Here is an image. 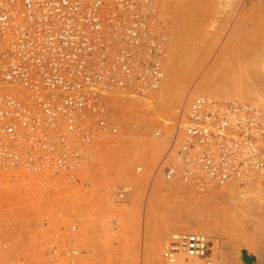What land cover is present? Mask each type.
<instances>
[{"label":"built area","instance_id":"2783aa9c","mask_svg":"<svg viewBox=\"0 0 264 264\" xmlns=\"http://www.w3.org/2000/svg\"><path fill=\"white\" fill-rule=\"evenodd\" d=\"M172 2L0 0V173L75 179L113 130L115 107L131 101L113 93L159 92ZM173 122L155 130L166 152L153 179L205 192L264 178V107L197 96ZM132 193L119 186L114 198ZM161 256L164 264L216 262L211 238L199 232L170 234Z\"/></svg>","mask_w":264,"mask_h":264},{"label":"rangeland","instance_id":"374dc122","mask_svg":"<svg viewBox=\"0 0 264 264\" xmlns=\"http://www.w3.org/2000/svg\"><path fill=\"white\" fill-rule=\"evenodd\" d=\"M187 19L196 26L191 24L185 30ZM168 26L161 89L151 99L123 93L114 96L131 101L115 107L110 121V129L115 131L96 140L75 179L0 173V264H159L156 259L164 241L182 228L211 238L215 264H246L244 252L256 258L255 264H264V178L234 183L236 193H229L231 184L200 193L178 183L167 184L160 177L153 179V170L166 152L164 141L154 136L155 130L171 125L179 106L201 95L242 102L233 94L217 97L206 90L224 88L227 71L257 67L255 62L240 67L226 52L241 48L249 53L251 46L243 48L248 41L258 47V53L264 52V0H175ZM194 32L206 41L200 43L193 58L185 59L188 46L178 45L182 51L177 52L173 45L184 42L181 36L185 33ZM190 42L187 44L196 45ZM171 55L177 56V64ZM137 167L143 168L142 174L136 173ZM123 185L133 188V196L118 203L114 191ZM194 202H202V206ZM195 206L202 209L200 213ZM189 208L200 215L192 212V217ZM198 217L203 223L196 222ZM233 234L243 236L234 239ZM73 250L76 255H70Z\"/></svg>","mask_w":264,"mask_h":264},{"label":"bare ground","instance_id":"6f19581e","mask_svg":"<svg viewBox=\"0 0 264 264\" xmlns=\"http://www.w3.org/2000/svg\"><path fill=\"white\" fill-rule=\"evenodd\" d=\"M173 2H175V0H173ZM173 2L172 3H170V5H171V7H172V5H173ZM186 2H188V1H185V4H186ZM171 9V8H170ZM181 9V8H180ZM188 9V8H187ZM170 11V10H169ZM174 11V10H173ZM183 15V14H182ZM168 16H169V12H168ZM168 16H167V25H168ZM182 17V16H181ZM181 17H180V20H181ZM174 18V17H173ZM188 18V17H187ZM190 19V18H189ZM183 21V20H182ZM192 21V20H191ZM194 21V20H193ZM195 23L196 22H193V23H189V21H188V19H187V23L184 25V29L186 30V29H189L190 30V25L191 24H193V25H195ZM176 25V24H175ZM183 26V25H182ZM196 26V25H195ZM193 27V30H194V28H195V30H196V28L197 27H194V26H192ZM183 29V30H184ZM189 30L188 31H186L187 33H189ZM192 30V31H193ZM168 31H169V26H168ZM181 31V30H180ZM183 33V32H182ZM191 33H193V32H191ZM190 33V34H191ZM178 34H180V32L178 33ZM177 34V35H178ZM184 34V33H183ZM181 35V34H180ZM179 35V36H180ZM186 35V36H185ZM185 35L184 36H181V38H183L184 39V37H185V43L183 42V40H182V42L181 43H179V41L177 42V47H178V45H183V46H181V48H183V47H185V48H187V46H188V48H187V52L185 53V55H186V57H184L185 59H188L189 58V56H191V55H196V53H198L197 51L198 50H200V48L202 47V46H199V45H201L200 43H203L204 42V40L206 41V38H204V37H202V35H200V34H198L197 32H194V34H192V35H187L186 33H185ZM240 35V34H239ZM245 35V34H244ZM244 35H242V36H244ZM248 35V34H247ZM169 36H170V33H169ZM192 36V37H191ZM176 37V36H175ZM260 37V36H259ZM180 37H178L177 39H179ZM200 38H202V40L200 39ZM249 38V37H248ZM258 39V38H257ZM263 39V38H262ZM175 40H176V38H175ZM192 40H194V43L196 44V45H192L191 44V46H190V44L188 43L187 44V42L189 41H192ZM248 40V39H247ZM254 41V40H253ZM244 42H247V41H243V44H244ZM251 42V41H250ZM250 42L248 41L247 42V45H248V47L246 46H244L243 48H248L247 50H249V46H251V48H250V50H249V53H244L243 51H242V49L240 48H234V49H232L231 51H232V54H231V52H226L229 56H230V58L232 59V61L234 60V62H238V63H240V67H241V65L243 64V65H246V64H248V65H252V64H254V62H255V64H258L257 65V67L256 68H253V69H248V67L247 68H241V69H244V70H238V69H234V70H231V68H230V70L231 71H227V72H229V73H227V75L226 74H224V77H226V83L224 84V88H222V89H219V88H212V89H208V90H206V92L208 93V94H213V96L215 95V96H217V97H224V96H226V94L228 95V93H230L231 95L233 94L234 95V97H237V98H239L240 100H242V102L243 101H247V102H252V103H254V104H252V103H249V104H251L252 106L253 105H258V106H261V107H264V52H262V53H258L259 52V50H257L256 51V49L255 48H258L255 44H254V46H256L255 48L253 47V45H251L250 44ZM175 43L176 42H174V47H175V49H176V51L177 52H179L178 51V49L180 50V48L178 47H176L175 46ZM190 43H193V42H190ZM193 43V44H194ZM252 43V42H251ZM254 43H256V41L254 42ZM259 43V42H258ZM185 44V45H184ZM204 44V43H203ZM246 44V43H245ZM244 44V45H245ZM250 44V45H249ZM263 43H261V45H262ZM258 45V44H257ZM264 45V44H263ZM262 45V46H263ZM233 46H234V44H233ZM241 46H243V45H241ZM237 47V46H236ZM254 48V49H253ZM260 49L262 48L261 46L259 47ZM175 49H174V51H175ZM229 49V48H228ZM239 49V50H238ZM245 49V50H246ZM263 49V48H262ZM254 50L255 52H257L258 54H255V53H251L252 51ZM180 51H182V50H180ZM251 51V52H250ZM182 53V52H181ZM226 53H224V51H223V54H226ZM180 54V53H179ZM179 54H176V55H178L179 57H180V55ZM173 55V54H172ZM172 55H171V57H172ZM175 55V54H174ZM183 56V55H182ZM181 56V57H182ZM178 57V58H179ZM176 58V59H175ZM191 58H193V56H191ZM229 58V59H230ZM172 59V61L174 60L176 63L175 64H177V56L176 57H172L171 58ZM179 61V60H178ZM227 61H229L228 63L229 64H232V62H230L231 60H227ZM191 63V62H190ZM172 64L173 65H175L173 62H172ZM229 64H228V66H229ZM236 64V63H235ZM234 65V64H233ZM237 65V64H236ZM178 66V65H177ZM228 66H226V69L228 68ZM232 66V65H231ZM239 66V65H238ZM247 66V65H246ZM245 66V67H246ZM253 66V65H252ZM234 67H235V65H234ZM244 67V66H243ZM232 68H233V66H232ZM237 68V67H236ZM250 68V67H249ZM172 76V75H171ZM164 78H165V75H164ZM249 78H251L249 81H248V79ZM223 79V78H222ZM225 79V78H224ZM222 82V81H221ZM163 83H164V79H163ZM163 83H162V85H163ZM162 87V86H161ZM225 88H226V92L224 91L225 90ZM161 89V88H160ZM171 91V90H170ZM116 94H121V93H113V95L115 96ZM222 94H224V95H222ZM235 95H237V96H235ZM201 96H205V95H201ZM206 97H208V98H211V99H214V98H212V97H209V96H206ZM216 100V99H215ZM220 102H222V101H220ZM227 102H229V101H227ZM240 102V101H239ZM181 106H184V105H181ZM181 106H179V107H181ZM175 112H176V110H175ZM169 126H171V127H174L175 126V123L174 122H172L171 123V125H169ZM166 128V127H165ZM165 131H167V130H165ZM166 133V135L168 134V131L167 132H165ZM158 139H160V138H158ZM160 140H162V139H160ZM164 141V140H163ZM165 143V142H164ZM158 151V149L157 150H154V152L156 153ZM159 153H160V151H159ZM156 177H154V179H155ZM3 181V180H2ZM242 181H244V180H241V181H237V182H242ZM246 181H248V180H246ZM1 182V181H0ZM166 183V182H165ZM176 183H178V184H181V185H184V184H182V183H180V182H174V184H176ZM234 183H236V182H233V183H231V185L229 186V185H227V186H229V193H236L237 192V188H238V185H236V184H234ZM167 184H172V183H167ZM252 184H255V183H252ZM251 185V184H250ZM257 185V184H256ZM124 186H128V185H124ZM186 188H190V189H192V190H195V189H193V188H191V187H188V186H186V185H184ZM227 186H224V187H218V188H225V187H227ZM131 187V186H130ZM250 188H255L254 186L253 187H251V186H249ZM248 187V188H249ZM213 188H215V187H213ZM256 188H258V185H257V187ZM255 188V189H256ZM227 189V190H228ZM251 189V190H252ZM255 189H253V191L255 190ZM195 191H197V192H200V191H198V190H195ZM115 192V191H114ZM133 192H134V190H133ZM206 192V191H205ZM200 193H203V192H200ZM228 193V192H227ZM132 195H133V193H132ZM239 201H242V200H239ZM200 203H202V202H199V203H196V204H198L197 206H202ZM191 204V203H190ZM193 204V203H192ZM195 204V202H194V205H196ZM200 204V205H199ZM185 206H189V204H187V205H185ZM192 205H190V207H191ZM197 206H195L196 208H194V210H196V211H198V210H200V209H198L199 207H197ZM206 206H208V205H206ZM194 207V206H193ZM193 207H192V209L191 210H193ZM209 208V207H208ZM181 209V208H180ZM183 209V208H182ZM241 209V208H240ZM202 210V209H201ZM201 210L200 211H198L199 213L201 212ZM239 210V209H238ZM237 210V211H238ZM180 211V210H179ZM206 211V210H205ZM209 211V210H208ZM254 211V210H253ZM192 212L193 211H190V208H189V211H188V213H189V215H190V213H191V216H192ZM196 213L195 211L193 212V215H194V213H195V215H198L199 213ZM240 212V211H239ZM250 212V211H249ZM206 213V212H205ZM209 213V212H208ZM208 213H206V214H208ZM238 213V212H237ZM241 213V212H240ZM186 214H187V211H186ZM242 214V213H241ZM254 214V213H253ZM200 215V214H199ZM198 215V216H199ZM203 215V214H202ZM252 215V214H251ZM237 216H239V215H237ZM189 217V216H188ZM192 217H194V216H192ZM195 218V217H194ZM240 218V217H239ZM235 219V218H234ZM247 219V218H246ZM196 220V219H195ZM202 217L200 218V217H198L197 218V220H196V222H199L200 224L201 223H203L202 222ZM213 220V219H212ZM240 220V219H239ZM242 221L244 220V218L243 219H241ZM240 220V221H241ZM214 221V220H213ZM206 222V221H205ZM208 222V221H207ZM228 222V221H227ZM234 222V221H233ZM247 222V221H246ZM212 223V222H211ZM223 223V222H222ZM232 223V222H231ZM245 223V222H244ZM198 224V223H197ZM226 224V223H225ZM229 224V223H228ZM243 224V223H242ZM223 225V224H222ZM227 225V224H226ZM231 225V224H230ZM238 225V224H237ZM204 226V225H203ZM211 226V225H210ZM219 226H220V224H219ZM232 226V225H231ZM236 226V225H235ZM209 227V226H208ZM214 227V226H213ZM237 227H239V226H237ZM217 228V227H216ZM215 228V229H216ZM225 228V227H224ZM227 228V227H226ZM232 228V227H231ZM174 229V228H173ZM183 229V228H182ZM182 229L181 230H179L178 229V231L179 232H181L182 231ZM207 229V228H206ZM218 229V228H217ZM236 229H238V228H236ZM172 230V229H171ZM174 230H177V229H174ZM174 230H172V232L174 231ZM213 230V229H212ZM227 229H225V231H226ZM231 230V229H230ZM229 230V231H230ZM178 231H175V232H178ZM185 231V229H183V232ZM188 231V230H187ZM196 230H194V231H192V232H195ZM223 231V230H222ZM231 231H233V230H231ZM239 231H241V230H239ZM186 232V231H185ZM227 232V231H226ZM208 235L209 236H211L212 237V234H210V233H208ZM232 235H230L229 237H231ZM241 236H243L242 234H237V236H236V234L234 235L233 234V236H232V238H234V239H238V237L239 238H242ZM155 239H156V237H155ZM158 239V238H157ZM156 239V240H157ZM167 239V238H166ZM158 241H159V239H158ZM157 241V242H158ZM166 241V240H165ZM164 241V242H165ZM217 242V241H216ZM226 242V241H225ZM228 242V241H227ZM227 242L225 243V244H227ZM156 244H158V243H155V245ZM156 246H158V245H156ZM217 246H218V244L216 243L215 244V247L217 248ZM222 246V245H221ZM238 247V246H237ZM215 249V248H214ZM158 250H159V248H158ZM217 250V249H216ZM162 251V250H161ZM213 252H214V250H213ZM217 252V251H216ZM223 252V251H222ZM221 252V253H222ZM161 254V253H160ZM160 254L158 253V259H156V261L158 260V262H159V264H164V262H163V260H162V256H160ZM214 254V253H213ZM219 254V253H218ZM217 256V255H216ZM215 256V257H216ZM156 257V256H155ZM230 257V256H229ZM222 258H224V257H222ZM226 258V257H225ZM225 260H227V259H225ZM162 261V262H161ZM230 261V260H229ZM232 261H234V259L232 260ZM237 262L239 261V260H236ZM221 262H223V261H221ZM228 262V261H227ZM225 263H226V261H225ZM234 263V262H233ZM227 264H230V262L229 263H227Z\"/></svg>","mask_w":264,"mask_h":264},{"label":"water","instance_id":"95a60500","mask_svg":"<svg viewBox=\"0 0 264 264\" xmlns=\"http://www.w3.org/2000/svg\"><path fill=\"white\" fill-rule=\"evenodd\" d=\"M243 261L246 264H255L256 258L255 257H250L247 255L246 252L243 253Z\"/></svg>","mask_w":264,"mask_h":264}]
</instances>
